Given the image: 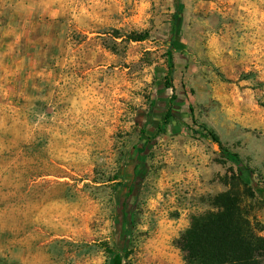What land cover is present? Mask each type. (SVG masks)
<instances>
[{
	"label": "rangeland",
	"instance_id": "obj_1",
	"mask_svg": "<svg viewBox=\"0 0 264 264\" xmlns=\"http://www.w3.org/2000/svg\"><path fill=\"white\" fill-rule=\"evenodd\" d=\"M180 1L165 123L174 0H0V264H108L142 124L123 264H185L180 234L228 189L264 238V202L194 132L264 180V0Z\"/></svg>",
	"mask_w": 264,
	"mask_h": 264
},
{
	"label": "trees",
	"instance_id": "obj_2",
	"mask_svg": "<svg viewBox=\"0 0 264 264\" xmlns=\"http://www.w3.org/2000/svg\"><path fill=\"white\" fill-rule=\"evenodd\" d=\"M174 4L175 11L168 34L170 45L165 51L166 73L163 84L165 88L171 89L170 105L165 111V123L174 116L173 110L176 111L178 105L172 78L174 62L171 45L178 29L183 4L180 0H174ZM144 38V35H136L132 40ZM146 130V125L142 124L140 133L145 136V140L134 146L135 151L132 155L134 158L131 163L132 179L118 183L120 192L115 197L117 250L110 256L108 264H123L127 253L133 211L132 201L144 174L145 152L151 139L145 135ZM194 132L215 142L219 147L220 155L235 164L237 173L233 186L240 188L244 197L258 198L264 202V180H254V169L247 165L238 153L224 147L218 135L205 125H200ZM211 206L212 209L193 215L190 224L177 240L185 264H264V238L252 235L250 218L248 212L243 211L242 198L238 191L228 189L218 193L213 197Z\"/></svg>",
	"mask_w": 264,
	"mask_h": 264
}]
</instances>
